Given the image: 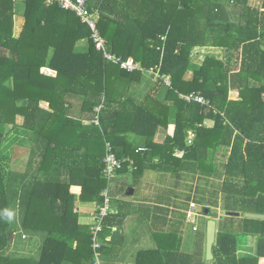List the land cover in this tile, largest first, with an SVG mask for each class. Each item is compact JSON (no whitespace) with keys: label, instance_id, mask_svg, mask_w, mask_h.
Returning <instances> with one entry per match:
<instances>
[{"label":"trees","instance_id":"16d2710c","mask_svg":"<svg viewBox=\"0 0 264 264\" xmlns=\"http://www.w3.org/2000/svg\"><path fill=\"white\" fill-rule=\"evenodd\" d=\"M88 8L98 15L109 51L145 69L159 66L171 86L158 79L139 100L131 90L145 73L105 62L89 27L72 11L44 0H0V264H92L90 230L73 211L70 186L81 187L79 201L101 205V191L118 175L127 177L128 168L133 181L148 169L179 176L191 171V184L200 174L208 188L195 199L217 221L211 260L201 247L190 252L175 243L137 250L134 264H264V219L224 215L264 214V0H89ZM18 12L25 24L15 38ZM84 39L87 47L77 48ZM196 55L202 56L199 65L193 63ZM43 66L56 75L43 74ZM231 90L237 99L228 98ZM192 92L206 104L179 96ZM73 99L80 100L78 111ZM206 120L213 125L204 126ZM161 125L171 129L161 162L153 166L159 148L153 137ZM188 130L195 134L190 144ZM128 133L146 150L137 152ZM16 141L29 147L19 173L7 169ZM106 143L117 158L133 159L111 181L104 177ZM217 155L223 162H206ZM125 190L124 182L116 193ZM16 207L25 231L45 233L37 261L7 253L14 223L6 213ZM128 214L119 205L103 219V243ZM240 236L254 240L252 252L237 253Z\"/></svg>","mask_w":264,"mask_h":264},{"label":"crops","instance_id":"0c3cea01","mask_svg":"<svg viewBox=\"0 0 264 264\" xmlns=\"http://www.w3.org/2000/svg\"><path fill=\"white\" fill-rule=\"evenodd\" d=\"M15 2H23L24 0H14ZM25 24V17L21 14L16 13L13 16V36L15 38L19 37L22 32ZM88 42L86 39L78 41L76 43V47L79 49H84L87 47ZM115 53V52H113ZM53 48H50L48 56H52ZM118 55V54H117ZM201 58V59H200ZM200 59L202 60L201 55H196L193 60ZM104 60V59H103ZM200 62L196 65H199ZM109 63V62H107ZM145 69V68H144ZM149 69V68H148ZM141 71L145 76L147 75L151 81L140 82L138 85L132 86V95L138 96L139 100L142 99L143 94L147 93L152 84L160 79L156 78L153 74L146 71ZM43 74L54 77L56 72L54 70L49 69L48 67L43 66L40 70ZM139 71V70H136ZM163 82V81H162ZM163 84H165L163 82ZM7 86H12L11 79L6 81ZM166 85V84H165ZM168 86V85H166ZM142 95V96H141ZM141 96V97H140ZM228 98L230 100H235L238 98V93L235 90H231L229 92ZM74 103V110L78 111V105L80 100H72ZM26 101H18V104H25ZM39 106L43 109H49V103L46 101H39ZM20 120V119H19ZM170 121V120H169ZM213 122L211 120L204 121V126L211 127ZM170 125L164 127L161 125L156 134L153 137V141L158 144L159 148H157L155 155L152 157L153 166L160 164L161 158L160 155L163 154V146H166L165 142L167 136L169 135ZM194 131H187V143L190 144L194 139ZM127 139L132 145V143L136 142L137 152L139 147H142V142L138 138L135 137L133 133L127 134ZM28 145L24 142L19 143L16 141L13 144V147L10 150L7 161L8 166L7 169L11 170L13 173L22 172L27 165L29 149ZM145 148V147H143ZM145 151V150H144ZM229 152V151H228ZM177 154H181V152H177ZM227 156H225L226 158ZM132 161L133 159L130 158ZM221 157H206V162H223ZM6 161V162H7ZM168 165H172L173 163L169 162ZM131 166V165H130ZM127 177L126 175H118L112 183L109 185V191H112L110 196L111 198V213H116L117 208L120 207L124 209L129 214L126 216L125 220L122 223L120 228H111L108 236L105 237V243L101 241V244L105 245V249L101 251L99 258L101 260V264H134V255L139 249L145 248H153L157 245L162 247L163 249L171 247L173 244L177 243L179 249L190 251L191 247H201L203 249V255L205 257V249H206V225L204 227V232L200 233V226L196 230L193 229L192 224L187 222L186 220V211L189 207V203L191 201L195 202L198 206V211L200 212V204L197 202L196 195L197 192L206 193L208 185H205L204 178L200 177L198 174L195 177V180L191 184V171L183 170L181 175L173 174L171 172H166L165 170H154L148 169L143 177L137 179V181H133L130 176L131 170L128 168ZM42 174V173H41ZM40 174V175H41ZM45 176V174H42ZM67 174L64 172L62 175V179H66ZM202 178V179H200ZM118 180V182H117ZM126 183L127 188H133V194L130 199L123 198L125 195L121 196L119 193L121 186ZM135 182V183H134ZM134 183V185H132ZM201 186H198L200 185ZM255 184V183H254ZM111 186V187H110ZM117 190V191H116ZM81 191V187L77 185L70 186V192L76 197L74 200V210L78 215V221L81 226H88L90 230V226L92 225L96 212L98 211L99 202L95 201V199L90 201H79L77 196ZM120 191L118 194L116 192ZM220 192V191H219ZM221 193V192H220ZM117 199L123 200V202H118ZM189 202V203H188ZM188 204V205H187ZM222 213V211H220ZM219 212V213H220ZM242 216V215H241ZM21 217L19 216L17 207L14 210L13 214V226L14 233L11 238V245L8 249L7 253L12 250L13 244L16 243L14 241L16 233L25 231L21 226ZM210 219V218H209ZM207 224V223H206ZM217 227V221H216ZM195 232L193 237L191 238L189 235V231ZM115 232V234H113ZM42 234L41 237V245L43 243L45 233L42 231L32 234ZM21 238L25 239V235H22ZM39 238L37 239L38 242ZM189 241L191 245L189 246ZM239 249L238 254H246L252 252L254 245H241V241L239 240ZM41 245L39 246V252L34 255L28 251H19L15 255V257H23V259H29L33 261H37L40 255ZM75 246V244H74ZM34 246H28L31 248ZM102 248V247H101ZM195 250L191 248V250ZM10 254V253H9ZM22 255V256H21ZM206 260V258H205Z\"/></svg>","mask_w":264,"mask_h":264},{"label":"built area","instance_id":"2783aa9c","mask_svg":"<svg viewBox=\"0 0 264 264\" xmlns=\"http://www.w3.org/2000/svg\"><path fill=\"white\" fill-rule=\"evenodd\" d=\"M47 5L55 4L60 6L61 8L68 9L72 11L76 17L80 20V22L86 24L90 29L89 39L95 49L101 52L103 55V59L105 62L118 64L122 69L127 70L128 72L132 71H145V69L141 66V64L135 61L133 58L129 57L128 59H122L120 55L113 53L107 49L106 39L102 36L98 25V15L95 12H91L88 8L89 0H44ZM161 40H165V36L161 37ZM153 74L156 78L162 79V81L171 86V79L169 75L162 74L160 72V67H150L146 70ZM185 102L195 101L201 104H206L205 99L198 93H189V94H180L179 95ZM101 109V105L94 107L95 118L93 119L94 124H98V113ZM146 148L139 147L138 151H144ZM128 162L129 165L133 164V161L130 158H117L113 153L111 146L109 143H106V153L103 158L104 162V177L107 178L108 181H111L115 177V173L122 167L123 162ZM101 197L103 198L102 204L98 207V211L96 212L94 221L90 226V234H91V249L93 253L92 264H101V260L99 258L100 248H101V238L100 233L103 230V219L111 213V198L109 195V187H105L101 193ZM201 212L198 211V206L195 202L191 201L189 203V207L186 211V220L190 224H192L193 229L196 230L198 224L196 222V217Z\"/></svg>","mask_w":264,"mask_h":264},{"label":"rangeland","instance_id":"374dc122","mask_svg":"<svg viewBox=\"0 0 264 264\" xmlns=\"http://www.w3.org/2000/svg\"><path fill=\"white\" fill-rule=\"evenodd\" d=\"M200 59L193 60V63L194 64H198L200 62ZM147 75H145L144 79L148 78ZM146 81H151V80H150V78H148ZM131 94H132V90H131ZM133 95H136V94H133ZM200 211H202V209ZM209 218H211L209 216V213L207 215V214L203 213V211L196 217V222L200 226V231H199L200 233L204 232V227H205V225L207 223V220ZM194 234H195V232H192L191 230L189 231V235H190L191 238L193 237ZM22 235H25V239L21 238ZM40 235H42V234H40V233L32 234L31 231L30 232L29 231H23V232H19L18 231L16 233V236H15V239H14V241L16 243L13 244L12 250H10V252H9L10 255L11 256H15L17 254V252H19V251H28V252L33 253L34 255H36L39 252V246L41 245V237H40ZM38 238H39V240L37 242ZM240 240H242L241 241V245L242 246H244V245L249 246L250 244L251 245L254 244L253 243L254 240H252L250 238H247L246 236H240ZM30 245L34 246V248L33 247L28 248V246H30ZM190 245H191V242L189 241V246ZM191 248L195 249V247H191ZM191 248L189 249L190 252L194 251L193 249L191 250Z\"/></svg>","mask_w":264,"mask_h":264},{"label":"water","instance_id":"95a60500","mask_svg":"<svg viewBox=\"0 0 264 264\" xmlns=\"http://www.w3.org/2000/svg\"><path fill=\"white\" fill-rule=\"evenodd\" d=\"M133 194V188H127L125 191V195L123 198L130 199ZM205 214L208 215L209 210L206 208L204 210ZM224 215L226 216H243L246 218H256V219H264V214H257V213H243L241 214L238 211H225ZM215 235H216V220L215 219H208L206 224V249H205V258L206 260H211L213 258L212 254V246L215 241Z\"/></svg>","mask_w":264,"mask_h":264},{"label":"clouds","instance_id":"9594fccd","mask_svg":"<svg viewBox=\"0 0 264 264\" xmlns=\"http://www.w3.org/2000/svg\"><path fill=\"white\" fill-rule=\"evenodd\" d=\"M6 216H7L9 219H11L12 216H13V214H12L11 212H8V213H6Z\"/></svg>","mask_w":264,"mask_h":264}]
</instances>
